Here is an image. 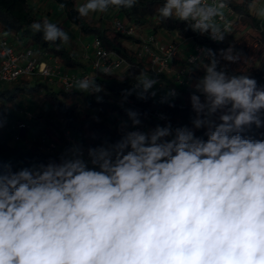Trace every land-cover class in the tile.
Wrapping results in <instances>:
<instances>
[{"label":"clouds","instance_id":"1","mask_svg":"<svg viewBox=\"0 0 264 264\" xmlns=\"http://www.w3.org/2000/svg\"><path fill=\"white\" fill-rule=\"evenodd\" d=\"M137 3L85 0L75 10L86 18ZM247 7L264 21V0ZM226 10L228 0H163L153 18L222 43L233 26ZM30 28L47 43L70 41L47 17ZM244 58L229 44L190 59L187 73L203 72L190 85L191 126L142 130L141 113L127 108L115 142L17 170L0 164V264H264V132L250 134L264 129V86L229 72ZM158 76L135 75L125 99L155 98L166 87ZM65 91L101 102L104 89L91 75ZM177 96L170 88L159 102L174 107Z\"/></svg>","mask_w":264,"mask_h":264},{"label":"trees","instance_id":"2","mask_svg":"<svg viewBox=\"0 0 264 264\" xmlns=\"http://www.w3.org/2000/svg\"><path fill=\"white\" fill-rule=\"evenodd\" d=\"M55 4H64V11L68 21L79 27L81 34L83 36L93 34L99 36L106 48L109 50H114L124 57L130 65L129 73L124 77L116 76H105L104 74L97 78V83L101 84L105 91H109L116 96L124 95L125 90L131 87V84L135 83V75L147 69L145 63L133 53L130 49L125 46L123 39H136L134 36L122 35L112 29L111 27H105L104 24L99 22V24H90L85 18L78 16L75 10L76 5H78V0H53ZM249 0H243L241 2L237 0H228V3L235 9L238 17L236 18L235 25L240 22H246L251 19L250 23L260 30L259 40L264 47V29L261 27L262 22L257 19L256 16L252 15L248 11ZM163 0H138L135 7L131 9L121 8L119 9L120 14L126 16L128 19L133 20L135 23L148 26V30L151 33L158 34L162 31L170 34H179L186 38H191L193 41L203 45L204 47L211 48L213 50H218L221 48H227L230 43L225 40L222 43L214 42L205 35H200L198 33L192 32L190 29H186V24L183 22H177L174 20H168L164 22L157 23L153 18L156 15V9L162 6ZM115 8H110L112 11ZM44 16L35 12L31 6L29 0H0V31L4 32L10 30L11 34L17 37L23 44H27L29 40H32L36 46L41 48L43 52L53 54L61 59L63 66L66 69H71L75 72L84 73L90 69V64L82 59L66 44H61L59 41L55 44L47 43L43 40L42 33H35L30 28V25L34 21H41ZM187 51V50H186ZM175 61H183L181 58ZM199 63V62H198ZM223 63V62H222ZM194 65L192 64L190 68ZM229 72L235 71L236 73L250 74L254 77L258 84L264 86V59H262L258 65L253 66L249 70H241L237 68V64L229 65ZM112 75V74H111ZM202 71H194L191 73V77L195 80L196 77L202 76ZM33 79V78H32ZM31 79V80H32ZM45 79V78H44ZM20 79L14 83L9 84L5 88L0 87V164L7 165L12 164L13 170H17L21 167H27L33 163L47 162L49 160L58 159L61 152L54 151L49 152L41 149L36 142L35 145H28L25 142V138L19 137L20 128L26 125L23 119L18 127V141L15 139H10L3 136V131L1 129L2 122L7 118H13L15 115V110L17 107L23 105L20 102V98H25L27 95L31 96H43L50 104H52L58 111V115L63 119L66 127L69 129H81V124L77 121V104L73 102L78 95H83L89 104L99 103L97 100L89 101L88 96L81 94L79 92H66L64 89L55 90L53 87L48 85L47 79L44 81L36 79L33 80ZM193 88L191 86H186L181 88V95L177 96L173 101L174 107H169L167 103L161 104L157 98H148L147 100H140L135 94L129 97L134 98L139 107L134 106H122L120 104L108 102L102 100L101 102L112 111L125 116V109L131 108L137 110L141 113L142 124L146 126L155 127L157 124H165L166 122L157 118H154L147 112V107H153L155 109H162L168 113L169 121L174 127L183 126L190 124V118L193 115L191 111L189 96ZM168 121V122H169ZM97 122V123H96ZM84 124L95 126L96 133L98 134V139L96 141L90 140V135L81 134V145L87 150L90 146H98L105 141L115 142L119 139L120 133L108 126L105 122L99 123V121H84ZM65 126V125H64ZM29 127V126H28ZM80 131V130H79ZM80 132L83 133L81 130ZM264 129H255L250 134L259 136ZM201 135L202 132H198ZM22 140V142L20 141Z\"/></svg>","mask_w":264,"mask_h":264},{"label":"built area","instance_id":"3","mask_svg":"<svg viewBox=\"0 0 264 264\" xmlns=\"http://www.w3.org/2000/svg\"><path fill=\"white\" fill-rule=\"evenodd\" d=\"M229 7L231 11L226 10L225 15L228 20L232 21L233 31L238 15L230 3ZM113 21L117 32L136 38L134 39L137 46L135 53L147 67L143 72L150 75L159 74L158 79L166 85L165 88H161L160 85L156 86L157 96L155 98L160 101L161 96L170 88H175L178 96H180L181 88L193 84V78L186 70L192 65L190 59L193 56L200 55V49L204 48L203 45L192 39L193 44L187 51L182 50L183 42L191 38L167 32L166 37H163L159 35L160 33H151L148 29L145 35L140 36L138 32L144 26L121 14L115 17ZM0 33L3 32L0 31ZM87 48H91V51L84 54V59L90 64V69L80 73L66 69L58 56L43 52L28 44H23L13 34L6 38L0 35V84L7 85L20 79H32L39 76L47 79L51 85L60 88L59 90H65L78 79L91 75H95L96 79L99 78L103 75L105 68L110 70V74L121 69L124 65L128 69L130 68L129 62L116 51L106 48L99 36H94L93 41L87 45ZM182 51H185L183 57L181 56ZM178 58L183 61H175ZM117 99L125 106L139 107L137 101L132 97L128 96L125 99L124 95H120L117 96ZM147 112L154 118L165 122L169 121L168 113L165 110L147 107ZM28 116L32 119L36 118L32 113H28ZM161 116L165 119H161ZM140 127L143 130V126ZM63 132L69 144L72 142L73 145H81L71 136V129H64ZM118 132L120 133V129ZM38 145L41 149L49 152H54L57 149V144L45 135L40 139ZM83 148L85 149V147Z\"/></svg>","mask_w":264,"mask_h":264},{"label":"rangeland","instance_id":"4","mask_svg":"<svg viewBox=\"0 0 264 264\" xmlns=\"http://www.w3.org/2000/svg\"><path fill=\"white\" fill-rule=\"evenodd\" d=\"M239 2L243 0H237ZM31 6L37 12L38 14L47 17L51 22L53 23H58L60 27H62L70 36V41L66 44L68 47H70L75 53L79 56V59L84 60V54L86 52H90L91 48H87V45L90 44L93 41V38L95 35L90 34L83 36L81 34V31L78 26L72 24L70 21H68L66 17V13L64 9H61L59 5L55 4L53 0H29ZM85 0H78V4L84 3ZM120 15V11L113 9L112 11H108L107 13L104 14H98V13H91L88 17L85 19L90 23V24H99L102 20V23L104 24L105 27H111L114 29V18ZM260 20V19H259ZM251 19H248L245 23L240 22L235 25L234 30L226 35L225 41L234 44L236 49L238 51H241L245 58L241 61L240 64H237V68L241 70H249L255 65L259 66V63L262 59H264V47L261 44V41L259 40L260 37V30H258L255 26H253L250 23ZM262 22L261 27L264 29V21L260 20ZM148 29V26H144L139 30L140 36L145 35L146 31ZM164 32V31H162ZM123 39V43L125 46H127L128 49H130L133 53H135V50L137 48L135 44L134 39H127L125 37H121ZM29 46H33L37 48L38 50H41L36 44L32 41L29 40L27 42ZM193 44L192 40H186L182 44V50H187L191 45ZM84 49V50H83ZM185 51H182L181 56L183 57ZM136 54V53H135ZM129 73V69L126 65H124L121 69L117 70L110 76H116V77H124ZM28 80H31L29 78H25ZM24 79V80H25ZM42 80L44 81L45 79L39 76H35L31 81L34 83L33 80ZM48 82V80H47ZM193 83H195V80H193ZM48 85L50 87H53L55 90H59L57 86H53L48 82ZM9 84L7 85V87ZM1 88H5L6 85L0 84ZM100 96H102V100H106L108 102L124 105L123 103H120L119 100L117 99V96L114 95L113 93L109 91H102L99 93ZM88 100L89 101H94L96 100V95H90L88 94ZM20 102H23V105L20 107H17L15 110V115L13 118L7 117L1 125V129L3 131V136L10 138V139H15L14 141H18V127L19 124L21 123L20 119H23L26 122V125L28 127V133L25 144L28 145H35L36 142V133H37V126L34 123V120L37 119V121H41L44 119V115H47L46 113L47 108H42L41 104L43 103L44 100H46L43 96H31L27 95L25 98H20ZM77 104V121L81 124V129H71V136L73 137L74 140L78 141L81 143L82 138L81 134L84 135L86 138V135H90V140L91 141H96L98 139V134L96 133V130L94 129L95 126H90L84 124V121H90L95 123V121H99V123H106L108 126L112 127L115 130H119L122 122L127 121L128 118L125 116H122L118 114L117 112H112L107 105L103 104L102 102L99 103H92L89 104L86 98H84L83 95H78L77 98L73 101ZM45 107L52 108V104H50L48 101L45 103ZM125 106V105H124ZM43 110V111H42ZM57 110V109H56ZM28 113L34 114L36 118H30L28 116ZM57 121L55 122L54 128L57 127V131L59 134L64 136V129H69L66 127V124L64 123L63 119L58 115L57 111ZM33 121V122H32ZM42 123H45V126L51 125L50 122H48V119H44ZM97 123V122H96ZM129 123V122H128ZM130 124V123H129ZM65 125V126H64ZM143 126V130H147L152 128V126H146L144 124H141ZM82 130V132L80 131ZM39 131V130H38ZM58 134V133H57ZM58 134V135H59ZM41 138L43 137L44 133H40ZM35 136V138H34ZM39 136V135H38ZM46 137H50V135H45ZM50 139V138H49ZM67 138H65L66 141ZM51 140V139H50ZM68 140V139H67ZM22 142V140H20ZM55 142V141H53ZM109 142V141H107ZM38 143V142H37ZM56 143V142H55ZM104 143V142H103ZM111 143V142H110ZM39 144V143H38ZM57 144V143H56ZM69 144V141L66 142V145ZM73 146L72 142L69 144V147ZM55 151L59 152L58 146Z\"/></svg>","mask_w":264,"mask_h":264},{"label":"crops","instance_id":"5","mask_svg":"<svg viewBox=\"0 0 264 264\" xmlns=\"http://www.w3.org/2000/svg\"><path fill=\"white\" fill-rule=\"evenodd\" d=\"M159 35H161L163 37H166L167 34H166V32H161ZM84 61L88 62L85 59H84ZM46 101L47 100L43 101V103L41 104V107L42 108H47L48 112L46 113L47 115H44V119H48V122H50L51 125L49 124L48 127L45 126L44 125L45 123H42L44 121V119L39 121V122L37 121V119L34 120V123H36L35 125L37 126L36 128L39 130V131L37 130V133L35 135L36 136L35 142H38V143L40 142V139H41L40 133H44V135H50L49 138L52 141H55L57 143L59 152H63L66 148H69L68 145H66V142H68V141L67 140L65 141V136H62L61 134H59V132L57 131V127L54 128L55 122L57 121V118H58L57 110H56V108L54 106H52V108L45 107L46 106L45 105ZM35 136H34V138H35Z\"/></svg>","mask_w":264,"mask_h":264},{"label":"water","instance_id":"6","mask_svg":"<svg viewBox=\"0 0 264 264\" xmlns=\"http://www.w3.org/2000/svg\"><path fill=\"white\" fill-rule=\"evenodd\" d=\"M27 129H28V127L26 125L21 126L20 132H19V137L20 138L23 139V138L26 137Z\"/></svg>","mask_w":264,"mask_h":264}]
</instances>
